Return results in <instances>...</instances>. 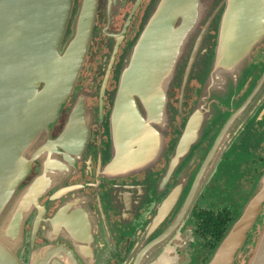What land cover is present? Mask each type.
Listing matches in <instances>:
<instances>
[{
    "label": "flooded vegetation",
    "instance_id": "flooded-vegetation-1",
    "mask_svg": "<svg viewBox=\"0 0 264 264\" xmlns=\"http://www.w3.org/2000/svg\"><path fill=\"white\" fill-rule=\"evenodd\" d=\"M227 2L189 8L153 151L151 122L124 132L114 111L123 61L154 0H98L77 84L51 124V136L67 132L70 144L53 161L54 188L30 196L25 253L62 245L73 255L52 264H121L151 241L164 264L207 263L264 174V15ZM263 227L264 204L236 264L253 254Z\"/></svg>",
    "mask_w": 264,
    "mask_h": 264
},
{
    "label": "water",
    "instance_id": "water-1",
    "mask_svg": "<svg viewBox=\"0 0 264 264\" xmlns=\"http://www.w3.org/2000/svg\"><path fill=\"white\" fill-rule=\"evenodd\" d=\"M195 2L154 0L123 61L114 117L124 132L151 122L153 151L159 144L153 130L163 103L160 96L170 87L180 62L182 32ZM227 3L240 10L259 5L264 15V0ZM97 8L98 0H0V264H52L55 258L73 255L62 245L45 249L49 244L25 253L23 214L33 191L43 186L53 189L56 184L53 161L67 152L70 143L67 132L51 136V124L77 84ZM35 161L39 162L37 173L24 183ZM256 187L206 264H236L264 204V174ZM31 222L36 231L38 222ZM148 230L149 223L142 234ZM167 237V232L161 234L153 245ZM142 245L129 251L121 264H164L159 251L151 255V241ZM245 264H264V227Z\"/></svg>",
    "mask_w": 264,
    "mask_h": 264
},
{
    "label": "rangeland",
    "instance_id": "rangeland-1",
    "mask_svg": "<svg viewBox=\"0 0 264 264\" xmlns=\"http://www.w3.org/2000/svg\"><path fill=\"white\" fill-rule=\"evenodd\" d=\"M256 189H257V187H256ZM256 189H255V190H256ZM254 192H255V191H254ZM241 213H242V211H241V209H240V211H238V215H240ZM247 260H248V259H247ZM240 261H241V262H244L245 260H244V259H241ZM241 262H239V263H237V264H241ZM246 262H247V261H246ZM246 262H245V263H246ZM245 263H244V264H245Z\"/></svg>",
    "mask_w": 264,
    "mask_h": 264
}]
</instances>
